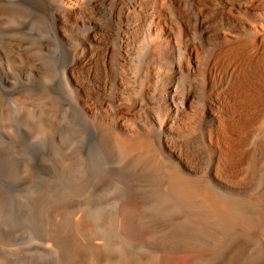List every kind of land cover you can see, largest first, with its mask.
<instances>
[{
  "label": "bare ground",
  "instance_id": "6f19581e",
  "mask_svg": "<svg viewBox=\"0 0 264 264\" xmlns=\"http://www.w3.org/2000/svg\"><path fill=\"white\" fill-rule=\"evenodd\" d=\"M25 1L38 23L47 18L52 37L68 56L62 77L73 106L95 129V145L111 165L102 173L106 183L95 190L116 192L111 200L125 229L123 242L132 239L128 227L147 203L168 214L176 211L178 227L154 229L156 222L142 229V236L158 232L167 234L162 239L173 246L192 244L183 254L174 248L160 260L156 256L158 264H264V0ZM16 41H0L3 61L6 55L21 57L30 69L50 72L46 56L37 57L33 50L49 56L51 43L19 53L16 49L27 40ZM39 91L17 102L26 107L39 103L41 116L53 118L57 103L52 94ZM138 218L141 222L142 215ZM6 236L0 234V264H15L2 251ZM94 242L69 255L57 250L59 263L129 264L133 255L141 257L130 254L136 242L125 243L133 249L115 256ZM60 244L47 239L43 249L55 252Z\"/></svg>",
  "mask_w": 264,
  "mask_h": 264
},
{
  "label": "rangeland",
  "instance_id": "374dc122",
  "mask_svg": "<svg viewBox=\"0 0 264 264\" xmlns=\"http://www.w3.org/2000/svg\"><path fill=\"white\" fill-rule=\"evenodd\" d=\"M25 6L29 7L25 0H0V10L2 12H5L3 10L7 11L6 13L0 12V41H7L6 43L11 44L10 42H12V40L15 42L18 39L17 37H19L20 42L27 40L24 43L25 47L22 46L16 49L18 50L17 52L21 50L19 53H24L26 51L25 49H28L31 45L51 43L50 45L53 46V52L49 56L45 50L41 49V51L35 49V51L33 50L34 53L32 52L37 57L46 56L45 59H47L50 72H39L38 70L30 69L26 65L27 63L24 64L26 60L23 58L20 59L21 57L9 58L7 57L8 55H6L4 56V58H6L4 61L0 58V97L6 109L5 112H0V234L2 233L4 236L8 234L6 237L9 238L7 241L8 243H3L4 247H2V251L4 254L7 253V256L10 255L9 258H14L15 260L13 259V263L15 264H60L57 250H59V253L62 252L63 255H69L67 252L71 253L79 247V249H86L89 247V244L90 246L93 245L95 240L97 244L99 243L104 248H102V251L108 252L112 256L126 251L130 252V248H132L133 244L136 242L135 247L136 245L138 246L136 249L133 247L135 253L131 250L130 254L133 255L138 252L137 257L141 254V257H138L140 262H138L139 260L133 255L136 259L132 256L129 264H142L144 259L145 263L143 262V264H154L155 262V264H158L157 260H160L167 252L174 248L175 250L178 248L177 250L181 252L179 254H183L185 252L184 250L187 251L192 244L185 243L187 246H185V244L173 246L169 240L164 242L163 239L165 238V240H167V237H169L167 234H160L158 232H152L146 237L142 236L144 235V230L147 227L152 229V226H154L156 222L157 224L154 226V229L168 228V230H171V228L176 229L175 227L177 226L176 224V226L174 225V215L176 211H173V214L172 211H170L168 214V211H164L161 208H153L149 204L147 205V203L141 206L138 213H134L133 219L135 220L136 218L137 222L133 223L132 221L134 220L132 219L131 223L133 225L130 224L128 227V234L132 238L130 242L133 244L130 248L128 247L131 244L130 242L127 243L129 241L128 238H125L126 241L124 239L125 243L129 244L128 246L123 242V238L125 237L123 230L125 229L121 225L120 219L118 220L119 216L117 215H119V209L111 200L116 192H113V190L111 192L110 190L108 194L107 192L98 194V192H100L98 188L106 183L105 179L107 176L103 174L111 169V165L108 163L109 167L107 166L108 161L106 160L105 162V157L103 158L104 155L97 144L95 145L97 139L95 129L79 116L75 106H73V98H71L73 94L66 87L62 77V71L66 65L65 62H67L68 56L52 37L47 18L43 17L45 21L42 20L44 22L40 21L38 23L37 20H35L37 17L36 12L30 7V11L29 8H25V10ZM22 8L23 11L21 12ZM10 11H17L19 14L13 17ZM15 36L17 39H15ZM22 37L24 39L21 40L20 38ZM8 39H10V41ZM28 42L29 44H26ZM25 68L29 71L26 70V72ZM32 91H45V93L49 92V94H52L55 100L54 102L57 103L56 105L58 107V113L55 111L52 115L53 118L57 120H54L52 117V120H49L51 118L48 116H46L48 118L44 115L41 116L40 111L42 106L39 107V103H37V106H29L31 107L29 108L17 102L20 97H25ZM40 116L44 118L43 121ZM95 187H97V193ZM111 193L113 196H111ZM95 195L96 197L94 198ZM97 198L98 202L96 200ZM95 201L97 203L94 205ZM106 201H111V203H107ZM65 205L69 207L66 211V207L63 209ZM96 205L99 206L97 207ZM59 209L64 211L62 212ZM157 209L159 212H157ZM54 210L58 213L55 212L56 214L54 213L53 215ZM59 211L62 213V216ZM144 211H146V213H144ZM160 211L166 212L170 219H167L168 215H166V217L161 216L164 215V213ZM64 213L67 215L66 217ZM156 214L158 216H156ZM46 215L53 216L49 219ZM139 215H142L141 222L138 221V219H140L138 218L140 217ZM92 218L95 219L92 221ZM160 218L162 219L161 221ZM48 220L51 221L49 222ZM151 220L154 221L153 224ZM115 221H117V224H115ZM158 221L164 223V226H162V223L160 224L161 226H159ZM84 222L86 223L84 224ZM135 223L137 225L136 229L134 228ZM147 223H149L150 226H148ZM56 224H58V226ZM87 224L93 226L89 228L90 226L88 227ZM70 225H72V227ZM73 227L77 229V234L80 232L81 227L85 228L84 231L83 228H81V232H84L83 235L80 234L81 232L78 236H76V233L73 235V232H75L73 230H76ZM86 228L88 230L91 229L92 232L90 230V232H88ZM120 228L121 230L118 231ZM115 229L118 233H121L123 237L121 234H118ZM181 230L182 234H185V229L182 228ZM136 232H140L138 233L139 236ZM131 233L132 235L138 236L140 239H136V236H134V239ZM115 234L116 236H114ZM72 235L73 237L75 236V238L72 239L74 241L71 240ZM68 236L70 237L68 238ZM76 237H78V239ZM152 237L158 238V243L155 241L157 239ZM117 238H119V240ZM47 239H54V241L58 240V243H61L59 246L62 245L61 248L55 249V252H53L54 249L52 251L43 249V245L46 243ZM63 239L66 240L63 241ZM147 239L149 240L147 241ZM69 240L71 242H69ZM134 240L136 241L134 242ZM146 241L148 243H146ZM67 242L70 243L74 249H71L72 247H70ZM168 242L169 246L167 245ZM71 243H75V245L73 246ZM117 243L121 245L118 246ZM142 243H145L147 246L141 247L145 246ZM83 245H85V247ZM114 245H117L116 248ZM6 246L8 249L5 248ZM157 246H159V248ZM165 246L167 248L163 250ZM118 247L119 250L121 248L123 249L120 250V253L118 252L119 250L117 251ZM159 250L162 252L157 253L156 251ZM13 252H15V254ZM144 254H146V256ZM156 256L159 257L157 260ZM66 263L67 262L61 260V264Z\"/></svg>",
  "mask_w": 264,
  "mask_h": 264
}]
</instances>
